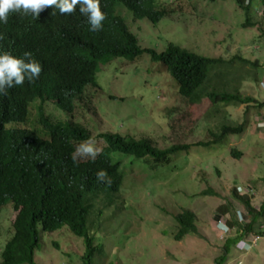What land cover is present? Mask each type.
<instances>
[{
  "label": "trees",
  "instance_id": "obj_1",
  "mask_svg": "<svg viewBox=\"0 0 264 264\" xmlns=\"http://www.w3.org/2000/svg\"><path fill=\"white\" fill-rule=\"evenodd\" d=\"M246 1L235 0L246 17L243 26L254 27L257 21L253 8L262 6L264 11V0ZM184 2L100 0L105 20L98 31L90 30L87 17L79 12L78 6L70 14H61L55 6L46 7L37 17L11 13L16 28L36 38V49L42 51L39 56L42 67L39 78L32 82L26 79L22 85L0 94V216L8 208L12 211L9 225L2 231L0 227V264H39L36 253L41 246L42 232L64 227L76 236L70 235L71 238L81 241L83 264H105L108 258L103 243L105 237L117 231L126 234L125 226L132 224V218L137 216L140 223L132 225L138 226L139 231L125 237L126 243H131L130 239H135L146 228L142 223H148L141 209L135 208L124 193L129 174L133 173L126 171L130 164L139 165L143 169L139 173L146 171L140 174L147 177L169 174L176 166V156H185L184 152L190 154L193 147L205 145L219 148L210 154L216 155L228 149L231 136L242 135L247 127L248 121L238 125L223 122L218 132L207 127L209 141L175 142L164 148L153 138L123 133V125L94 135L90 126L77 119L76 114L81 109H94L97 94L99 97L102 94L97 79L102 64L122 57L134 61L141 54L150 55L152 62H157L153 64L158 67L154 72L159 77L166 74L179 96L189 104L187 109L202 95L212 109V115L206 114L209 119L222 103L238 106L257 102L258 109L264 108V101L243 96L239 86L233 91L203 92L213 70L220 78L229 80L228 85L239 84L240 79L228 78V70L215 69L223 60L198 55L173 42L160 53L140 45L127 20L128 14L134 23L147 21L157 25L165 17L182 13ZM254 65L258 67L257 62ZM180 114L177 106L166 109L165 118L174 136L184 131ZM259 125L264 128V122ZM89 140L100 152L95 159L78 155L74 163L71 154L79 144ZM230 154L236 159L243 156L236 147L230 149ZM101 169L106 171L110 183L97 180L96 173ZM239 188L232 190V199L243 206L245 214L242 216L246 217L239 220V212L232 211V204L219 207V221L229 227L230 234L235 229V234L226 237L223 252L215 259V264H227L233 248L244 238L250 241L251 250L264 238V199L255 207L251 196L240 194ZM154 193L151 198L158 209L161 203L169 202L162 193L157 197ZM210 194L216 196L209 187L191 198ZM174 219L177 224L174 240L182 241L187 235L198 233L197 215L192 209L182 207ZM254 238H257L255 244ZM52 242L60 247L59 242Z\"/></svg>",
  "mask_w": 264,
  "mask_h": 264
},
{
  "label": "rangeland",
  "instance_id": "obj_2",
  "mask_svg": "<svg viewBox=\"0 0 264 264\" xmlns=\"http://www.w3.org/2000/svg\"><path fill=\"white\" fill-rule=\"evenodd\" d=\"M261 8H253L257 21L254 27L243 26L246 17L235 0H185L182 13L165 17L157 25L147 21L134 23L129 14L128 21L142 47L154 48L160 53L173 42L198 55L223 60L215 69L228 70V78L240 79L239 84L228 85L229 80L220 78L213 70L210 81L203 88L204 93L233 91L239 86L243 96L264 101V90L260 88L264 77ZM154 63L157 64L152 62L150 55L141 54L134 61L122 57L102 65L97 74L102 94L100 97L97 94L94 109H81L76 118L87 123L94 135L123 125V133L153 138L161 148L175 142L195 144L209 141L211 136L207 127L218 132L223 122L238 125L248 121V124L242 135L229 138L228 149L218 151L216 155L210 156L219 148L205 145L193 147L190 154L184 152L185 156H176V166L169 174L147 177L140 174L146 171L139 173L140 169L143 170L139 165L130 164L126 171L132 170L133 173L129 174L124 193L135 208L141 209L148 223H142L146 228L135 239H130L131 243H126L125 237H130L126 235L130 232L139 231L138 226L132 225L133 222L140 223L137 216L132 218V224L129 222L130 225L125 226L126 234L117 231L115 235L105 237L103 243L108 255L105 264H215L228 236L219 222V207L232 204L234 213L245 214L243 206L232 199L234 187H240L237 189L240 194L251 196L255 207L264 199V128L259 125L264 122V108L258 109L257 102L238 106L222 103L212 119L206 118L207 113L212 115V109L202 95L187 109L188 103L179 96L166 74L159 77L154 72L158 69ZM109 95L117 98L111 99ZM173 106L181 110L180 125L184 131L179 132V136L172 134L165 118L166 109ZM234 147L243 152L241 159L230 154ZM209 187L216 196L191 198ZM248 189H251L250 193H246ZM153 191L154 197L162 193L169 202L161 203L158 209L152 202ZM182 207L195 211L198 233L176 241L174 216ZM11 217L10 208L0 216L1 231L9 225ZM65 229L68 228L42 232L41 246L36 253L39 264H83L81 241L71 238L70 235L76 236ZM233 234L235 229L229 236ZM52 241L59 242L60 247ZM243 242L233 248L227 264H264V238L253 250Z\"/></svg>",
  "mask_w": 264,
  "mask_h": 264
},
{
  "label": "clouds",
  "instance_id": "obj_3",
  "mask_svg": "<svg viewBox=\"0 0 264 264\" xmlns=\"http://www.w3.org/2000/svg\"><path fill=\"white\" fill-rule=\"evenodd\" d=\"M48 6H55V9H58L61 14H70L78 6L79 12L87 17L92 31L100 30L102 21L105 20V13L101 11L100 0H0V94H6L8 89L22 85L26 79L32 82L39 78L42 67V63L39 61L42 51L36 49L38 46L34 42L36 38L16 28V21L13 20L11 13L31 14L37 17ZM262 15L264 18V11ZM99 152L100 149L94 147L93 142L89 140L76 147L71 154V159L74 163L78 155L90 156L95 159ZM96 178L111 182L103 169L97 171ZM239 216L242 217V214L239 213ZM219 222L224 229H227L229 235V227L222 221ZM243 240V245L251 249L250 241L247 238Z\"/></svg>",
  "mask_w": 264,
  "mask_h": 264
},
{
  "label": "built area",
  "instance_id": "obj_4",
  "mask_svg": "<svg viewBox=\"0 0 264 264\" xmlns=\"http://www.w3.org/2000/svg\"><path fill=\"white\" fill-rule=\"evenodd\" d=\"M247 3H248V0H247ZM261 88L264 90V77H263V79H262V81H261ZM225 231L227 232V229H225ZM256 241H257V238H254V239H253V243L255 244Z\"/></svg>",
  "mask_w": 264,
  "mask_h": 264
},
{
  "label": "bare ground",
  "instance_id": "obj_5",
  "mask_svg": "<svg viewBox=\"0 0 264 264\" xmlns=\"http://www.w3.org/2000/svg\"><path fill=\"white\" fill-rule=\"evenodd\" d=\"M70 36V35H69ZM68 96V95H67ZM65 101V100H64ZM68 104V103H67ZM69 107V106H68ZM53 126V125H52ZM55 131V130H54Z\"/></svg>",
  "mask_w": 264,
  "mask_h": 264
}]
</instances>
